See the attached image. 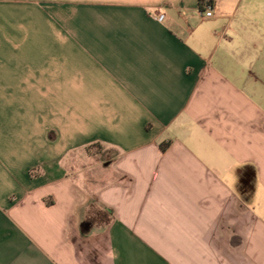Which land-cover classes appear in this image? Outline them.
I'll return each mask as SVG.
<instances>
[{"label": "crops", "instance_id": "crops-1", "mask_svg": "<svg viewBox=\"0 0 264 264\" xmlns=\"http://www.w3.org/2000/svg\"><path fill=\"white\" fill-rule=\"evenodd\" d=\"M213 12L0 0V264H264V0Z\"/></svg>", "mask_w": 264, "mask_h": 264}, {"label": "built area", "instance_id": "built-area-1", "mask_svg": "<svg viewBox=\"0 0 264 264\" xmlns=\"http://www.w3.org/2000/svg\"><path fill=\"white\" fill-rule=\"evenodd\" d=\"M213 5H214V0L200 1V15L203 17H212L214 15ZM163 17L164 15H161V18Z\"/></svg>", "mask_w": 264, "mask_h": 264}, {"label": "trees", "instance_id": "trees-1", "mask_svg": "<svg viewBox=\"0 0 264 264\" xmlns=\"http://www.w3.org/2000/svg\"><path fill=\"white\" fill-rule=\"evenodd\" d=\"M200 1H202V0H200Z\"/></svg>", "mask_w": 264, "mask_h": 264}]
</instances>
